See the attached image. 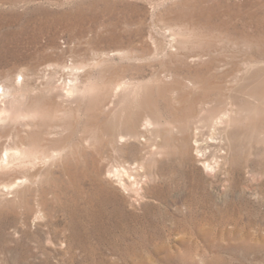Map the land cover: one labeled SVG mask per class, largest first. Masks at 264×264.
I'll list each match as a JSON object with an SVG mask.
<instances>
[{
	"label": "rangeland",
	"instance_id": "rangeland-1",
	"mask_svg": "<svg viewBox=\"0 0 264 264\" xmlns=\"http://www.w3.org/2000/svg\"><path fill=\"white\" fill-rule=\"evenodd\" d=\"M263 62L264 0H0V81L32 89L0 121V264H264ZM230 97L206 170L183 138ZM147 113L158 149L112 141Z\"/></svg>",
	"mask_w": 264,
	"mask_h": 264
},
{
	"label": "bare ground",
	"instance_id": "bare-ground-1",
	"mask_svg": "<svg viewBox=\"0 0 264 264\" xmlns=\"http://www.w3.org/2000/svg\"><path fill=\"white\" fill-rule=\"evenodd\" d=\"M264 63V62H263ZM264 71V65H263ZM7 77L0 81V102L4 105H0V121L6 119L9 116V110L7 107V102L12 99H15L17 96H26L30 94L32 89L28 87V84H25L24 79L22 78L20 82L17 79H13L12 75H6ZM71 83V82H70ZM126 81H121L115 90L117 93L120 89L124 88ZM78 87L76 84H70L65 91L66 96L74 95V93L78 92ZM220 99V98H219ZM259 100H263L261 97ZM223 101L216 100L217 105H220ZM215 105L211 111V116L206 117L205 119L199 121L198 125L188 133L185 134L183 140L189 145V150L195 152V157H199L202 160L203 166L206 170H212L216 168L218 165L217 157L223 154L222 150L227 140V137L232 132H228L229 126L233 121H238V114L243 111H248L246 105L241 104L236 99H232L226 103H224V107L221 109ZM117 106V103L112 101H107L103 105V110L105 112H112L113 109ZM245 113V112H243ZM107 114V113H106ZM240 115V114H239ZM137 120L133 121V118L130 120V131L128 133H120L119 135L111 134L112 141L117 137V141L119 139H123L124 136H129L131 138L140 135L142 137H146L147 135H151L155 138L156 149L159 147L160 138H162V131L166 129V126L161 122V120H156L151 113H147L143 119L142 125L139 127L136 126ZM118 125V124H117ZM183 126H180L179 132L181 133L183 130ZM113 132V131H112ZM117 132V131H116ZM121 131H118L119 133ZM115 133V132H114ZM1 134V132H0ZM1 139L2 136H1ZM8 139V140H7ZM5 141L2 140L0 142L1 151L0 153V167L11 164L13 159H15L16 154L20 152V147L22 144L18 145L13 138L8 137ZM111 141V142H112ZM6 143V144H5ZM5 144V145H4ZM212 161V163H211ZM127 167V166H126ZM121 168H124L123 166ZM120 168V169H121ZM127 169H135L130 166ZM122 170V169H121ZM123 171V170H122ZM121 171V172H122ZM127 173V171L124 169ZM135 172V171H134ZM116 175L120 176V181H122L121 176L119 175V171L116 170ZM126 173H124L126 175ZM128 174V173H127ZM125 177V176H124ZM128 177V176H127ZM129 179V178H128Z\"/></svg>",
	"mask_w": 264,
	"mask_h": 264
}]
</instances>
